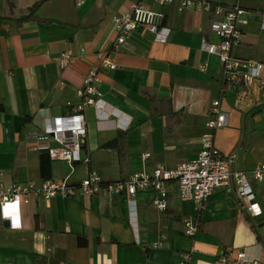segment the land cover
I'll use <instances>...</instances> for the list:
<instances>
[{
    "label": "crops",
    "instance_id": "obj_1",
    "mask_svg": "<svg viewBox=\"0 0 264 264\" xmlns=\"http://www.w3.org/2000/svg\"><path fill=\"white\" fill-rule=\"evenodd\" d=\"M37 1L0 0V18L18 19ZM204 1L251 12L233 55L264 65L258 15L264 0ZM135 3L163 13L168 39L155 41L140 28L114 49L112 18ZM35 17L55 23L0 22L1 186L65 178L78 183L89 172L115 182L151 174L156 166L175 169L197 158L216 100L226 124L213 134L215 147L224 157L235 156L236 172L264 163V87L242 106L232 92L220 96L219 61L202 49L203 40L217 43L207 14L179 12L176 3L157 6L153 0H50ZM68 51L74 60L60 69L57 58ZM100 52L110 53L116 68L99 75V107L84 110L89 165L29 152L45 118L70 113L81 102L76 92L98 65ZM41 157L48 159L45 176ZM51 161L60 164L54 168ZM245 183L260 209L257 216L231 184L215 189L198 213L179 200L173 180L165 183L163 211L152 206L158 197L153 190L131 200L124 195L31 198L21 208V229L5 228L0 219V264H178L180 253L189 250L192 264L238 251L264 262V181L247 174ZM186 220L197 225L193 237L184 234Z\"/></svg>",
    "mask_w": 264,
    "mask_h": 264
},
{
    "label": "built area",
    "instance_id": "obj_2",
    "mask_svg": "<svg viewBox=\"0 0 264 264\" xmlns=\"http://www.w3.org/2000/svg\"><path fill=\"white\" fill-rule=\"evenodd\" d=\"M80 2V0H75ZM157 6L176 3L179 12L191 10L202 12L210 17V30L217 39L216 44L203 40L202 49L217 57L221 70L220 96L232 92L239 106L248 102L264 87V77L261 71L262 63L237 58L233 49L243 40L244 27L248 24L251 12L233 5L223 6L204 0H153ZM260 28L264 30V5L258 13ZM163 13L155 11L143 3H135L129 10L112 18L113 31L116 40L113 48L124 45L129 36L136 30L146 29L154 35L155 41L166 42L169 35L164 25ZM84 53V50L81 51ZM98 65L90 69L84 76L82 86L76 94L81 102L70 113L45 118L39 132L32 135L27 150L45 154L51 160L63 161L69 165H89L90 158L86 153L87 128L84 110L87 107H99L102 103L98 85L99 77L104 70H114L116 65L108 52L96 55ZM74 60L71 52L59 55L57 63L60 69H65ZM61 85H63L61 83ZM220 102L211 104V119L206 123L208 132L201 137L200 151L197 158L179 164L175 169L168 170L156 166L151 174H133L127 179L115 182H105L95 172H89L78 183H72L69 178L63 180H45L36 185L33 182L0 185V219L9 223L10 229H21V208L29 205L31 198L49 201L56 197L71 199L77 195L86 197L126 196L132 199L138 192L153 190L158 197L152 206L159 211L167 207V190L165 183L175 181L178 198L189 203L194 210L200 212L212 192L222 186L232 185L236 195L248 203L250 212L257 216L260 209L252 204L254 196L252 188L245 183L249 174L255 181H264V163L258 164L248 173L233 170L234 155L224 157L214 145V132L225 126L226 114L219 110ZM147 158V155L144 157ZM1 176V173H0ZM184 234L193 237L197 225L186 220L183 223ZM164 239V238H163ZM193 250L180 253L178 264H192ZM208 264H264L262 260L247 257L242 251L224 253Z\"/></svg>",
    "mask_w": 264,
    "mask_h": 264
},
{
    "label": "trees",
    "instance_id": "obj_3",
    "mask_svg": "<svg viewBox=\"0 0 264 264\" xmlns=\"http://www.w3.org/2000/svg\"><path fill=\"white\" fill-rule=\"evenodd\" d=\"M49 1L50 0H39L28 9V13L26 15H24L18 19H14V20L9 18V17H3V18H0V22L6 21V20H12V21H15L19 26L22 25L23 23H27V22H37V23H41V24L55 23V21H53V20H42V19H38L35 17L36 12L44 4H46ZM113 144H115V140L113 142L109 143L108 145H113ZM45 159L46 158L41 157L40 171H41L42 176L46 175ZM46 160L48 161V159H46ZM258 239L260 240V237Z\"/></svg>",
    "mask_w": 264,
    "mask_h": 264
},
{
    "label": "rangeland",
    "instance_id": "obj_4",
    "mask_svg": "<svg viewBox=\"0 0 264 264\" xmlns=\"http://www.w3.org/2000/svg\"><path fill=\"white\" fill-rule=\"evenodd\" d=\"M50 164L52 167L57 168L60 163H58L56 161H51Z\"/></svg>",
    "mask_w": 264,
    "mask_h": 264
},
{
    "label": "water",
    "instance_id": "obj_5",
    "mask_svg": "<svg viewBox=\"0 0 264 264\" xmlns=\"http://www.w3.org/2000/svg\"><path fill=\"white\" fill-rule=\"evenodd\" d=\"M3 226H4L5 228H8V227H9V223L6 222V221H4V222H3Z\"/></svg>",
    "mask_w": 264,
    "mask_h": 264
}]
</instances>
